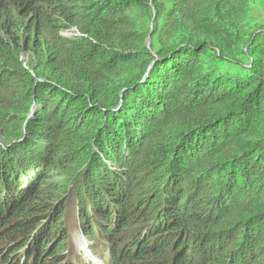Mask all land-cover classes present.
I'll return each mask as SVG.
<instances>
[{"label":"trees","instance_id":"trees-1","mask_svg":"<svg viewBox=\"0 0 264 264\" xmlns=\"http://www.w3.org/2000/svg\"><path fill=\"white\" fill-rule=\"evenodd\" d=\"M73 196L105 264H264V0H0V264H86Z\"/></svg>","mask_w":264,"mask_h":264},{"label":"rangeland","instance_id":"rangeland-1","mask_svg":"<svg viewBox=\"0 0 264 264\" xmlns=\"http://www.w3.org/2000/svg\"><path fill=\"white\" fill-rule=\"evenodd\" d=\"M70 35V34H69ZM78 33L77 31H75V34L72 35L74 38L75 36H77ZM23 61L25 63H28L29 59L27 56L23 57ZM103 160L105 161V159L103 158ZM75 198L76 197H72L70 200H69V208H68V211H69V215H68V224H67V227L70 231V233H72V236H73V240L76 244V247H77V253L79 251V253H81V255L83 256L84 260L87 262V263H90V264H98L97 262H95L93 259H92V256L91 254H87L83 247L85 246L84 243L87 241L83 235V233L81 232V227L79 225V222L76 218V210H77V203L75 202ZM88 243V242H87ZM93 254V253H92ZM72 257H74L76 254L75 253H72L71 254Z\"/></svg>","mask_w":264,"mask_h":264},{"label":"clouds","instance_id":"clouds-1","mask_svg":"<svg viewBox=\"0 0 264 264\" xmlns=\"http://www.w3.org/2000/svg\"><path fill=\"white\" fill-rule=\"evenodd\" d=\"M71 30H74V31H77V33H78V35L77 36H75L74 38H72L73 36L72 35H74L75 34V32L71 35V37H64L63 35H62V33L64 32V31H71ZM80 35V36H79ZM61 36L64 38V39H67V40H74L75 38H82L83 36H82V34L79 32V30L78 29H76V28H71V29H68V30H62V32H61ZM81 232H82V230H81ZM88 242V243H87ZM84 247H83V249H84V251L87 253V254H91V256L93 255V257H94V261L95 262H97L98 264H105L104 262H103V260H101L100 258H98L97 256H95L94 254H92L93 252L91 251V249H90V244H89V241L87 240L85 243H84ZM78 254L83 258V256L81 255V253H79V251H78ZM84 259V258H83ZM86 262V261H85ZM86 264H90V263H87L86 262ZM95 264V263H94Z\"/></svg>","mask_w":264,"mask_h":264},{"label":"built area","instance_id":"built-area-1","mask_svg":"<svg viewBox=\"0 0 264 264\" xmlns=\"http://www.w3.org/2000/svg\"><path fill=\"white\" fill-rule=\"evenodd\" d=\"M75 31L74 30H71V31H64L63 33H62V35L64 36V37H71V35L74 33ZM70 34V35H69ZM80 36V35H79Z\"/></svg>","mask_w":264,"mask_h":264}]
</instances>
